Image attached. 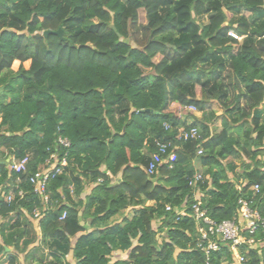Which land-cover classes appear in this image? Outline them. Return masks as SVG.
Returning a JSON list of instances; mask_svg holds the SVG:
<instances>
[{
    "label": "trees",
    "instance_id": "1",
    "mask_svg": "<svg viewBox=\"0 0 264 264\" xmlns=\"http://www.w3.org/2000/svg\"><path fill=\"white\" fill-rule=\"evenodd\" d=\"M222 4L0 0V185L16 184L11 201L0 196V216L9 215L3 245L26 247L34 231L23 212L39 209L48 252L38 264H62L78 233L75 264L233 263L228 242L208 259L197 246L198 225L206 224L193 219L192 205L199 203L220 223L236 217L242 197L264 219V40H256L264 25L252 23L264 14V0H233L226 9ZM203 14L206 21L199 23ZM57 29L61 37L43 35ZM132 29L145 35L142 47L126 41ZM220 54L250 103L248 110L226 108L232 119L211 129L197 62ZM190 105L196 111L187 110ZM178 127L197 128L201 139H177ZM59 137L69 146L58 144ZM156 141L169 142L175 159L147 175ZM52 152L66 154V164L48 182L43 201L29 176ZM9 157H28L26 171H10ZM198 172L203 180L193 188L190 180ZM118 175L120 182L111 185ZM255 184L259 190L253 193ZM86 186L90 191L84 194ZM62 195L68 204L59 202ZM128 207L133 213L113 223ZM255 239L258 245L240 247L242 264L264 263V231ZM115 250L128 251L127 258L111 262ZM6 264H16V257Z\"/></svg>",
    "mask_w": 264,
    "mask_h": 264
},
{
    "label": "built area",
    "instance_id": "2",
    "mask_svg": "<svg viewBox=\"0 0 264 264\" xmlns=\"http://www.w3.org/2000/svg\"><path fill=\"white\" fill-rule=\"evenodd\" d=\"M229 35L240 39L234 32H230ZM187 110L196 111V108L192 105L186 107ZM168 127V126H167ZM177 139H201V135L197 128L185 129L183 127L177 128ZM57 143L68 147L69 141L66 138L59 137ZM156 151L152 153L150 160L148 161L145 171L147 175H152L160 165L167 163L172 165V161L175 159L173 151L168 152L170 143L156 141ZM177 146H174L176 149ZM197 154H202L201 147L197 149ZM64 154L62 157L56 152H52L41 167L29 176V183L32 185L35 193L40 195L43 201L47 200V184L63 171V167L66 164V158ZM28 157L21 159L12 158L9 159L8 168L10 171L21 174L26 171ZM207 178V176L205 177ZM18 179V178H17ZM203 180L201 173H195L190 180V185L194 188L199 181ZM100 182L101 179H98ZM259 186L255 184L253 186V193L258 192ZM17 194L21 196L23 193L18 190ZM196 194V193H195ZM195 199L199 200L197 194ZM6 201L13 199V193H10L5 197ZM252 201L246 198L240 197L238 199L237 215L231 220H224L220 223L215 222L206 215V211L201 209L199 203L192 205V217L197 222H204L206 225H198V232L200 237L198 238L197 246L205 252L208 259L211 251H216L220 247L221 242H228V248L234 257L232 264H242L246 261V258L239 252L242 245H246V248L254 245H258L256 242L255 234L262 230L264 231V219L261 217L259 210L252 206ZM170 206H166V210H170ZM178 213H183V210H178ZM65 214L62 215L64 217ZM264 264V263H262Z\"/></svg>",
    "mask_w": 264,
    "mask_h": 264
},
{
    "label": "rangeland",
    "instance_id": "3",
    "mask_svg": "<svg viewBox=\"0 0 264 264\" xmlns=\"http://www.w3.org/2000/svg\"><path fill=\"white\" fill-rule=\"evenodd\" d=\"M233 0H222V5L226 9V2L230 3ZM236 13L239 11L238 7L233 8ZM141 22H143V17L141 13ZM199 23L206 21L205 14L197 18ZM253 20L252 23L256 26L262 27L264 25V14L260 16L258 21ZM228 34L234 32L232 29H227ZM131 36L127 38L129 44L132 46L144 45L146 39L145 35L141 37L139 33H135L132 29ZM235 33V32H234ZM239 37V36H238ZM240 38V37H239ZM256 40H264V35L256 37ZM14 68L17 67L15 63ZM197 67L202 71L197 75L200 83H204V90L208 97V102L206 104V121L210 125L211 129H220L222 119L230 121L232 119V113H228L226 108L233 106H240L248 110L249 101L244 94V89L237 78L234 76L232 69L230 67L229 61L225 54L208 56L206 59L198 61ZM168 93L170 95V88H168ZM198 114V113H197ZM264 161V156H262ZM235 163L240 165V160H235ZM194 166L199 172L202 171V167L197 159L193 161ZM158 225H156L157 227ZM164 236V233H162Z\"/></svg>",
    "mask_w": 264,
    "mask_h": 264
},
{
    "label": "crops",
    "instance_id": "4",
    "mask_svg": "<svg viewBox=\"0 0 264 264\" xmlns=\"http://www.w3.org/2000/svg\"><path fill=\"white\" fill-rule=\"evenodd\" d=\"M223 120V119H222ZM13 157H9V159H12ZM120 182V176H114L111 178V185H116ZM16 187L15 182L8 181L4 184L0 185V196L5 199L7 195H9L12 192V189ZM8 189V190H7ZM7 190V191H6ZM90 187L86 186L84 190V194L89 193ZM198 197V194H197ZM6 200V199H5ZM62 204H68V199H66L63 195L61 196V199L59 201ZM56 203V202H54ZM58 203V202H57ZM147 204H152V201L147 202ZM133 209L131 207L126 208L121 213H118L115 215L111 220L113 223H117L121 221L124 217H129L133 213ZM24 215L28 218L30 225L33 227L34 231V238L31 240V242L26 246L22 247L21 245L18 247V249H15V247L12 244L9 245H3L1 231L6 230L8 227V216H0V264H6L8 261V258L10 255H14L16 257V264H38L40 261L41 256L45 255L48 252V249L45 248L43 243L41 242V233L39 229V218L41 216L40 210L37 209L34 211L33 215H29L25 212H23ZM86 228L89 227L88 223H85ZM80 233H78L76 236L72 237L70 239V249L65 254V256L62 259V264H75V259L73 257V251L72 247L74 246V243L76 239L79 237ZM128 256V251H120L115 250L111 254V262H114L116 260L126 259ZM50 258V257H49ZM49 263V262H47ZM44 264V262H43Z\"/></svg>",
    "mask_w": 264,
    "mask_h": 264
},
{
    "label": "water",
    "instance_id": "5",
    "mask_svg": "<svg viewBox=\"0 0 264 264\" xmlns=\"http://www.w3.org/2000/svg\"><path fill=\"white\" fill-rule=\"evenodd\" d=\"M51 32L54 33V34H57L60 37L62 35V30L61 29H57L55 31L46 30V31L43 32V35L46 36L48 33H51ZM145 110L146 111H150L151 109H145Z\"/></svg>",
    "mask_w": 264,
    "mask_h": 264
}]
</instances>
